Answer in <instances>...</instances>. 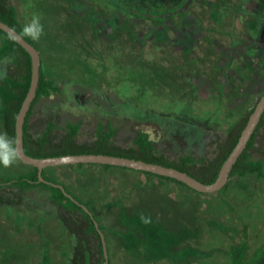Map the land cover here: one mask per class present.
Instances as JSON below:
<instances>
[{
	"label": "rangeland",
	"instance_id": "rangeland-1",
	"mask_svg": "<svg viewBox=\"0 0 264 264\" xmlns=\"http://www.w3.org/2000/svg\"><path fill=\"white\" fill-rule=\"evenodd\" d=\"M10 4L22 26L34 14L41 17L43 35L33 42L45 76L60 89L39 100L35 117L80 121L79 141L89 138L97 123H110L118 128L119 144L143 130L167 157L187 151L211 156V141L223 138L230 123L264 94V0H195L183 15L164 23L136 21L132 29L119 27V13L105 15L100 0ZM155 64L160 67L152 73ZM7 68L8 60L0 61V79ZM257 141L253 156L264 159V135ZM29 170L17 160L0 167V176ZM45 175L79 200H92L111 264H231L232 255L242 258L240 263L264 264V179L255 175L233 177L225 193L212 194L120 168L49 167ZM47 197L39 187L26 193L24 204L0 205V264H70L73 238ZM123 209L124 221L117 225ZM183 214L193 215L198 225L206 226L210 217L220 223L173 249L175 254L182 247L195 249L199 257L144 259V237L154 231L159 240L170 241L167 232ZM134 228L142 232L134 235Z\"/></svg>",
	"mask_w": 264,
	"mask_h": 264
},
{
	"label": "trees",
	"instance_id": "trees-1",
	"mask_svg": "<svg viewBox=\"0 0 264 264\" xmlns=\"http://www.w3.org/2000/svg\"><path fill=\"white\" fill-rule=\"evenodd\" d=\"M105 6V15L111 12L119 13L123 22L120 28L128 26L127 29L133 28L134 22H150L164 23L176 15H183L185 11L195 2V0H100ZM103 11V10H102ZM0 21L7 24L9 27L18 32L27 42L37 46L22 32V24L19 21L16 8L10 4V0H0ZM119 25V24H118ZM39 51V50H38ZM209 51H207L208 53ZM8 60V68L6 74L0 79V126L3 133L15 140V119L21 107V104L28 92L31 79V61L28 53L5 32L0 30V61ZM190 60H184V62ZM193 67L197 63L192 61ZM42 58L40 57V78L36 95L32 101L30 108L23 124V150L26 155L42 159L50 157H59L65 155H81V154H103L121 158L141 160L146 163L158 164L164 167L174 168L180 172H184L197 181L209 185L212 184L219 173V170L224 161L229 156L230 152L235 147L238 138L243 130L249 115L252 113L255 104L259 100L256 99L251 108L245 110L239 118L234 120L228 126L223 138L215 137L211 144L213 150L211 156H197L191 151L180 152L174 158L167 157L163 149L159 150L157 143L150 139L149 134L143 130H136L133 135L124 139L122 144L117 142L118 128L110 123H97L93 132L84 141H79L81 122H65L60 124L58 120L43 119L40 116L35 117V107L39 100L47 98L52 94L59 93L60 89L54 84L52 79L45 76L42 68ZM149 71L157 70L159 64H155ZM148 68V67H147ZM264 135V112L251 135L244 151L239 156L233 165L227 184L219 192L225 193L231 183V178H244L247 175H255L257 178L264 179V159L261 157L254 158V152L259 149L256 144L258 138ZM174 139L180 143L182 136L174 135ZM18 160V159H17ZM84 164H77V168H82ZM99 166L103 170H109L119 167H111L108 165H88ZM29 171L22 174L2 175L0 176V205L19 206L24 204L25 195L28 191L43 187L48 191V202L55 207L56 216L63 224L67 233L73 238L71 255L69 258L70 264H103V250L101 239L98 231L95 228L94 220L90 215H93L97 222L100 231L105 237L109 263L111 258L109 254V245L105 228L99 222L91 210L92 200L81 201L73 193H71L62 183L56 182L45 175L43 177L49 182L62 185L66 191L72 195L79 203L84 205L91 214L82 209L81 206L75 204L69 198L65 197L60 189L38 182L37 169L30 167ZM124 170H130L120 168ZM133 171V170H131ZM146 179L156 178L164 181L166 184H174L180 188L192 193L199 194L188 188L186 185L177 182L174 179L160 177L147 172H139ZM202 194V193H200ZM170 203V202H169ZM121 217H119L117 225L123 223V216L127 210L123 209ZM128 216H132V213ZM136 217V215H135ZM174 217L178 218L177 213ZM182 221L176 223L177 228L174 231H168L167 235L171 237L170 241L159 240L156 233L153 231L151 235H147L143 239L146 247L144 259H155L169 256L173 253V249H177L191 238H197L204 231L209 229L213 232V228H220V223L216 218H209L205 223L206 226L198 225L195 217L191 218L188 215L180 216ZM134 218V216H132ZM177 221V220H176ZM197 225V227H195ZM200 228H199V227ZM208 227V228H207ZM134 230V231H133ZM132 233L136 235L142 232L140 229L134 228ZM122 235V231H120ZM145 233H143L144 235ZM166 234V233H165ZM119 236L121 239L123 237ZM142 235V236H143ZM178 236V240L175 237ZM142 239V238H141ZM123 246L128 248L127 241L122 242ZM152 248L151 251H148ZM188 247H182L181 253L176 252L175 257H182L184 253L193 254L199 257V253L195 249L189 251ZM132 257L137 254L136 249L133 251ZM127 254V253H126ZM231 264H253L256 261L247 263L241 259H237L232 255Z\"/></svg>",
	"mask_w": 264,
	"mask_h": 264
},
{
	"label": "water",
	"instance_id": "water-1",
	"mask_svg": "<svg viewBox=\"0 0 264 264\" xmlns=\"http://www.w3.org/2000/svg\"><path fill=\"white\" fill-rule=\"evenodd\" d=\"M0 30L5 32L14 40L15 43L20 45L28 53L31 61L30 86L15 119L14 144L16 149L18 150V154H19L18 160L26 166H30L37 169L38 182L60 189L65 197L69 198L75 204L81 206L82 209L89 214H91L89 210L84 205L79 203L72 195H70L62 185L55 184L44 179L43 177L44 169L49 167L72 166L77 164L108 165L111 167H119V168L130 169L133 171L147 172L156 176L174 179L177 182L186 185L188 188L198 193H202V194L216 193L221 191L223 187L227 184L229 179V174L233 165L244 151L251 135L253 134L264 112V94H263L262 96H260L259 100L255 104L252 113L249 115L248 120L243 130L241 131V134L238 138L235 147L233 148L227 159L222 164L216 180L209 185L203 184L197 181L196 179L192 178L191 176L187 175L186 173L180 172L174 168L164 167L153 163H146L141 160L121 158V157H115V156H109L103 154L65 155V156L42 158V159L33 158L26 155L23 150V124L27 112L30 108V105L35 98L36 90L39 83L40 55L38 50L34 47V45L27 42L18 32H16L14 29L9 27L7 24L3 23L2 21H0ZM90 217L92 220H94L95 228L98 231L101 239L103 257H104L103 264H108L109 259H108L105 237L103 233L100 231L94 216L90 215Z\"/></svg>",
	"mask_w": 264,
	"mask_h": 264
},
{
	"label": "clouds",
	"instance_id": "clouds-1",
	"mask_svg": "<svg viewBox=\"0 0 264 264\" xmlns=\"http://www.w3.org/2000/svg\"><path fill=\"white\" fill-rule=\"evenodd\" d=\"M43 31L44 27L38 14H34L22 28L23 34L33 41H39ZM18 155L14 141L7 136V133H0V167L8 168L14 165Z\"/></svg>",
	"mask_w": 264,
	"mask_h": 264
}]
</instances>
